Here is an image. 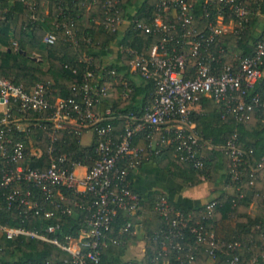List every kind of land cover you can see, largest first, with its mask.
Wrapping results in <instances>:
<instances>
[{"label": "built area", "instance_id": "1", "mask_svg": "<svg viewBox=\"0 0 264 264\" xmlns=\"http://www.w3.org/2000/svg\"><path fill=\"white\" fill-rule=\"evenodd\" d=\"M118 5L120 0L104 4L105 30L122 35L130 26L134 32L157 37L146 53L129 44L118 48L127 58L129 73L154 86L151 100L141 114L119 117L124 121L122 133L114 135L115 118L110 110L95 109L111 87L99 84L96 68L85 71L74 87L73 98L53 102L43 83L26 90L0 78V106L4 109L0 117V235L10 241L32 240L54 247L58 251L56 260L42 264H101V252L108 243L118 244L120 236L138 237L143 225L137 218L139 198L131 187L130 173L137 171L143 161L159 155L163 148L172 146L179 163L203 169L201 152L211 145L197 136L190 116L200 110L201 97L213 98L238 121L247 119L256 107L264 109V99L258 95L247 100L248 91L263 77L264 37L250 57L240 59L236 69L220 65L223 49L216 54L212 51L218 39L239 33L236 29L247 21L249 11L242 0H156L154 17L147 22H128ZM197 6L202 7L206 17H212L202 29L196 23ZM62 27L72 41L73 23ZM55 41V35L50 33L43 40L47 46ZM84 61L91 65L90 59ZM42 113H47L50 122L44 153L31 142L10 138L13 132L28 133L22 119ZM84 129H92L96 138V157L90 168L71 160V154L59 147L57 139L60 132L81 136ZM222 150L229 161L227 173L232 184L241 181L247 168L253 177L256 169L248 166L247 153L238 146L236 133ZM42 158L44 166L31 167V162ZM80 167L85 168L82 175L77 173ZM215 207L216 202L205 204L201 220L191 225L190 216L176 211L165 196H157L152 212L164 219L168 228L155 238L162 237L158 255L167 258L170 249L182 251L183 231L187 229L194 237L192 250L204 246L213 262L222 255L226 256V264H244L235 253L238 243L222 245L208 231L205 223L212 218ZM77 209L84 212V227L78 235L77 229L65 234L60 218L77 215ZM120 213L128 216V221L118 233H112ZM192 259L189 257V261Z\"/></svg>", "mask_w": 264, "mask_h": 264}, {"label": "trees", "instance_id": "2", "mask_svg": "<svg viewBox=\"0 0 264 264\" xmlns=\"http://www.w3.org/2000/svg\"><path fill=\"white\" fill-rule=\"evenodd\" d=\"M0 0V10L5 11L0 16V78L10 80L14 85H21L30 90L34 85L43 83L50 91V100L70 99L75 96L74 87L82 80L83 74L88 70L100 73L99 84L107 87L110 84L106 97L100 98L96 110L111 111L114 135L123 132L124 121L119 117L128 113L141 114L150 102L154 86L152 82L142 81L132 76L128 71L127 58L118 48L129 44L139 52L146 53L147 49L157 40V37L134 32L128 27L122 35L119 31L111 32L104 28L103 6L109 0ZM48 1L46 13L41 3ZM90 4L88 18L79 10L80 3ZM113 1V0H110ZM249 11L247 21L244 22L239 33H230L218 39L214 44L213 53L221 48L223 54L220 65H230L237 68L240 59L250 57L256 44L263 39H255L250 30L251 24L256 23L258 17H264V0H242ZM156 0H120V12L128 20L148 21L154 17ZM196 23L202 29L212 17H206L202 7L195 9ZM229 16L225 17V23ZM73 23L71 41L65 33L63 24ZM43 30L46 34H54L56 41L53 45H39L35 48L31 44V37L36 30ZM36 49L38 56L32 54ZM241 50L237 53V50ZM90 59L89 62L84 61ZM263 77L253 89L248 91L247 100L258 95L264 99V63ZM115 75H108L110 72ZM126 95V97H123ZM191 119L195 124V133L204 143L211 145L210 149H202L203 169L199 170L190 163H179L172 146L163 148L157 156H152L153 162L161 172L177 185L195 186L202 181L217 183L221 179L225 184L235 190L232 197H223L209 201L216 202L212 218L206 221L207 229L212 232L222 245L238 243L235 253L244 264H264V109L254 108L247 119L238 121L232 114H227L221 104L213 98L201 97L200 110L191 112ZM1 117V116H0ZM22 124L27 125L28 133L13 132L10 138L31 142L33 147L39 148L43 153L48 145L50 122L47 113L32 114ZM42 127H46L43 129ZM91 131L84 129L82 132ZM93 133V142L89 147L80 144V137L69 134L67 131L57 135L59 147L69 154L71 160L80 166L90 168L94 164L95 154L93 146L96 138ZM237 134L238 146L247 155L245 159L249 167L256 169L250 177L249 169L245 171L241 181L232 184L228 176L229 161L223 153L226 141L233 134ZM139 144L144 146L143 142ZM45 160L31 162L32 168L44 166ZM147 162L143 161L141 167ZM260 166V167H259ZM140 167V168H141ZM139 168V169H140ZM133 175L130 173L131 187L133 188ZM252 181L253 184L249 185ZM135 192V191H134ZM136 193V192H135ZM137 194V193H136ZM177 189L167 193H152L148 197L139 198V211L137 218L142 221V233L138 237L120 236L118 244H107L101 252V264H226V256H218V261L209 259L207 248L198 246L192 250L194 237L185 229L184 249L177 251L170 249L167 258L159 256V240L156 236L167 231L164 219L152 212V205L157 196H165L174 209L191 217L189 224L194 225L201 220L205 205L188 208L177 204L175 197ZM65 195H67L65 193ZM71 199V198H70ZM69 199V202H71ZM77 201L80 197L77 196ZM254 203L255 212L250 211ZM71 204V203H70ZM207 204V203H206ZM63 232L73 234L77 229L84 227V212L77 209V215L62 216ZM128 221V216L120 213L115 224L111 227L112 233H118ZM29 224L27 227H30ZM77 226V228H76ZM156 234V235H155ZM141 238V239H140ZM138 240L144 243L141 258L130 259L126 255L130 243ZM58 251L48 244L32 240H6L0 235V264H42L45 261L54 262ZM192 257V261H189Z\"/></svg>", "mask_w": 264, "mask_h": 264}, {"label": "crops", "instance_id": "3", "mask_svg": "<svg viewBox=\"0 0 264 264\" xmlns=\"http://www.w3.org/2000/svg\"><path fill=\"white\" fill-rule=\"evenodd\" d=\"M34 0H29L26 2L27 5H31V2ZM57 1V0H56ZM48 1H43L41 6L48 12ZM79 10L84 13L85 19L88 18V10L90 4L87 2L80 3L78 5ZM5 11L0 10V16L3 15ZM251 32L253 37L260 39L264 37V17H258L257 22L251 24ZM46 35V32L43 30H36L31 37V44L38 47L39 45L44 44L43 40ZM241 50H237V53H240ZM32 54L38 56L36 49L33 48ZM3 107L0 106V116L3 112ZM93 142V133L92 131H85L80 137V144L83 147H89ZM85 168L80 167L77 169V173L82 175ZM133 188L134 191L141 197H148L152 193H167L171 189H177L178 194L175 197L177 204L183 205L188 208L201 207L213 199H219L223 197H232L235 194V190L224 183L221 179L217 183H211L208 181H202L200 184L195 186H179L169 177L165 176L161 170L153 162L145 163L140 169L134 172L133 175ZM256 206L254 203L250 205V211L255 212ZM141 239V238H140ZM134 246L138 248L137 252L140 253V258L143 255L144 243L142 240H138L135 243L131 244L127 250V256L132 258L135 254L133 252ZM138 255V253H137Z\"/></svg>", "mask_w": 264, "mask_h": 264}, {"label": "rangeland", "instance_id": "4", "mask_svg": "<svg viewBox=\"0 0 264 264\" xmlns=\"http://www.w3.org/2000/svg\"><path fill=\"white\" fill-rule=\"evenodd\" d=\"M137 250H138V248H136V246H134V249H133V252L135 251V253H134V254H135L134 257H135V258H140L139 256H140V253H141V252H137ZM137 253H138V255H137ZM128 259H130V258H128ZM211 264H212V263H211Z\"/></svg>", "mask_w": 264, "mask_h": 264}]
</instances>
